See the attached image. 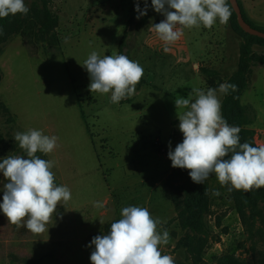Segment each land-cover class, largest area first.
<instances>
[{
  "label": "rangeland",
  "instance_id": "rangeland-1",
  "mask_svg": "<svg viewBox=\"0 0 264 264\" xmlns=\"http://www.w3.org/2000/svg\"><path fill=\"white\" fill-rule=\"evenodd\" d=\"M34 1L24 0L28 8ZM50 7L60 19L57 45L15 35L0 46V103L9 109L7 114L0 108V162L8 155L27 159L14 140L16 132L37 129L56 136L54 151L37 155L54 162L55 183L66 185L72 196L57 205L48 231L42 234L8 223L0 210V264H91L92 238L105 234V227L121 218L126 206L145 207L160 218L158 230L170 234L169 243L160 246L162 255L192 264L186 251L177 248L184 233L166 184L175 169L168 158L169 145L174 150L183 140L178 114L185 109L177 110L175 100L187 98L192 89H218L237 71L234 32L229 23H219L224 40L210 46V29L185 28L188 51L179 43L168 45L165 52L164 43L150 28L161 13L153 10L141 29L137 28L141 17L129 24L135 0H50ZM125 33L123 55L137 61L144 74L134 95L114 104L111 93L89 91V74L82 65L93 51L101 57L119 54ZM254 51L262 54L264 48L255 46ZM222 58L227 66L219 76L210 78L202 72L221 67ZM251 83L242 103L246 101L251 118L254 111L248 102L256 107L258 127L264 130V66L253 68ZM218 96L223 101L224 95ZM156 141L166 147L165 154L158 152ZM4 183L0 172V203ZM210 183L207 222L214 240L205 262L216 264L219 256L230 254L255 263L264 240L257 235L250 241L228 188L219 184L215 174Z\"/></svg>",
  "mask_w": 264,
  "mask_h": 264
},
{
  "label": "clouds",
  "instance_id": "clouds-1",
  "mask_svg": "<svg viewBox=\"0 0 264 264\" xmlns=\"http://www.w3.org/2000/svg\"><path fill=\"white\" fill-rule=\"evenodd\" d=\"M136 3L137 19L147 14ZM152 8L165 19L151 25L159 39L168 45L183 36V29L203 26L211 29L219 21L226 25L232 15L229 0H151ZM30 9L24 0H0V18L9 15H27ZM89 74L91 93H111L112 103H119L134 95L144 70L137 62L123 54L104 55L93 51L82 65ZM235 84L221 83L219 88L192 89L187 98L175 100L182 142L174 150L169 145L168 158L173 168L189 170L194 183L203 184L215 174L219 184L228 191L264 187V144L252 146L240 143L238 126L229 125L222 115V101L218 96L236 91ZM193 96L194 102H193ZM14 140L26 154L7 156L0 162L3 184V199L0 210L17 228L24 227L33 234L48 231L57 205L71 199L66 185L55 183L52 171L54 162L42 159L54 151L58 137L43 134L41 130L29 129L16 132ZM214 195H219L214 190ZM97 207H103L97 202ZM162 221L153 217L149 209L141 206H126L121 209V218L110 224L106 234L92 238L88 247L91 264H175L171 255H162L160 246L167 245L170 234L158 226Z\"/></svg>",
  "mask_w": 264,
  "mask_h": 264
},
{
  "label": "trees",
  "instance_id": "trees-1",
  "mask_svg": "<svg viewBox=\"0 0 264 264\" xmlns=\"http://www.w3.org/2000/svg\"><path fill=\"white\" fill-rule=\"evenodd\" d=\"M136 3L137 0H135L134 14L129 20L130 25L134 24L135 17L139 15L136 11ZM147 4V14L140 16L141 19L137 23L138 29L143 28L152 17L154 9L151 6V0H147ZM139 6L141 10H144V0H139ZM240 7L245 21L254 29L264 32V27H259L252 22L245 14L241 4ZM29 9L27 15L17 14L0 18V46L15 35H23L28 38L33 36L42 43L58 44L56 30L59 27L60 19L51 9L50 0H35ZM163 18L164 16L160 15L156 23L161 22ZM228 23L232 31L242 38V43L239 50L238 69L226 82L235 84L237 89L236 91L229 90V93L224 95L222 115L229 125L238 126L241 129L240 143L248 142L252 146H258L256 132L249 127L254 123V118L249 116V109L242 103V96L249 86L253 68L257 65L264 66V53L258 54L254 51L255 46L264 48V39L245 33L240 28L233 9ZM126 39L127 33L121 39L119 54H123ZM201 70L210 78L219 76L215 70ZM1 81L0 76V83ZM0 108L5 113H9V109L3 103H0ZM212 175L203 184H197L191 180L189 170L175 168L166 179L167 187L171 190L176 220L184 233L177 242V248L186 251L192 264H208L204 260V255L210 242L214 240L212 229L207 222L211 209L210 180ZM229 195L242 225L249 233L250 241L254 242L257 235L264 240V187L253 188L247 193L243 190H233L229 192ZM112 222L105 227V234L109 231ZM175 264L186 263L175 261ZM216 264H264V250L259 253V258L255 263H249L235 255L224 254L216 259Z\"/></svg>",
  "mask_w": 264,
  "mask_h": 264
},
{
  "label": "crops",
  "instance_id": "crops-1",
  "mask_svg": "<svg viewBox=\"0 0 264 264\" xmlns=\"http://www.w3.org/2000/svg\"><path fill=\"white\" fill-rule=\"evenodd\" d=\"M239 2L242 5V8H243L245 14L248 16V18L252 22H254L257 26L264 27V0H239ZM163 19H165V17ZM221 30H222V28L220 27L219 21L217 20V22L210 29V31H211L210 46H213V44L224 40L222 38V35H221ZM183 33H184V29H183ZM233 34L236 36V37H232L231 38L233 46L236 47V50H237V48L240 50L242 39L238 35H236L235 33H233ZM231 41L228 43V46H229V44H232ZM179 43L184 44L186 49L188 48L185 33L183 34V36L178 41H176L175 43L171 44V46L173 47L175 45H178ZM187 51H188V49H187ZM238 57H239V55H238ZM221 61H222V66L221 67L215 68V69L209 67V69L215 70V71H217L220 74V71L222 69H224L225 66H227L225 64L226 61L224 60V58H222ZM196 66H198V63H196L194 65V68ZM251 84L252 83H251V78H250V83H249L248 88L251 87ZM245 92H246V90H245ZM245 92H244V94H245ZM244 94H243V96H244ZM243 96H242V98H243ZM243 104L246 106L247 105L246 101H244ZM248 105H249L248 107H250L254 111V123L251 126H249V127L251 129L255 130V132H256V143L259 146L261 144H264V130H261L258 127V123L260 122V116L256 112L257 111L256 107H254L251 104V102H248ZM173 144H174V141H173Z\"/></svg>",
  "mask_w": 264,
  "mask_h": 264
},
{
  "label": "water",
  "instance_id": "water-1",
  "mask_svg": "<svg viewBox=\"0 0 264 264\" xmlns=\"http://www.w3.org/2000/svg\"><path fill=\"white\" fill-rule=\"evenodd\" d=\"M232 9L234 10V12L237 15V22L240 26V28L247 34L254 36V37H259L261 39H264V32L254 29L251 25H249L244 17H243V13L239 4L238 0H229Z\"/></svg>",
  "mask_w": 264,
  "mask_h": 264
},
{
  "label": "built area",
  "instance_id": "built-area-1",
  "mask_svg": "<svg viewBox=\"0 0 264 264\" xmlns=\"http://www.w3.org/2000/svg\"><path fill=\"white\" fill-rule=\"evenodd\" d=\"M155 145L158 147V149H160V154H165L166 153V148L163 147V145L159 141H156Z\"/></svg>",
  "mask_w": 264,
  "mask_h": 264
}]
</instances>
